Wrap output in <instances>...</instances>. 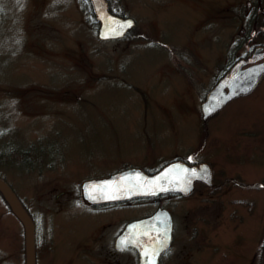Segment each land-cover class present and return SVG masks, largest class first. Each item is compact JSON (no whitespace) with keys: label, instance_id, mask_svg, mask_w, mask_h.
<instances>
[{"label":"rangeland","instance_id":"1","mask_svg":"<svg viewBox=\"0 0 264 264\" xmlns=\"http://www.w3.org/2000/svg\"><path fill=\"white\" fill-rule=\"evenodd\" d=\"M108 2L136 20L121 39L98 37L93 0H0V174L34 218L36 264H115L117 232L162 206L176 227L161 264H263L264 76L206 124L201 110L263 1ZM175 159L210 163L222 185L98 213L84 203L86 180ZM117 258L140 264L135 250ZM0 264H26L1 194Z\"/></svg>","mask_w":264,"mask_h":264},{"label":"water","instance_id":"2","mask_svg":"<svg viewBox=\"0 0 264 264\" xmlns=\"http://www.w3.org/2000/svg\"><path fill=\"white\" fill-rule=\"evenodd\" d=\"M93 1L96 18L100 23L98 29L100 39L121 38L136 25L133 17L111 12L108 0ZM129 21L131 26L122 27ZM112 29L115 31H111ZM263 74L264 48L259 47L251 56L236 63L208 93L201 106L204 121L233 99L250 93ZM213 178V169L209 163L189 164L177 159L154 173L147 172L141 167H132L107 177L87 180L83 184V196L91 203H103L171 192L188 195L194 191L197 181L214 186ZM0 192L24 225L26 264H36L33 219L16 192L1 176ZM172 231V214L169 209L160 207L151 215L130 222L118 236L116 246L119 249L137 248L140 252V264H159L160 256L170 246Z\"/></svg>","mask_w":264,"mask_h":264},{"label":"flooded vegetation","instance_id":"3","mask_svg":"<svg viewBox=\"0 0 264 264\" xmlns=\"http://www.w3.org/2000/svg\"><path fill=\"white\" fill-rule=\"evenodd\" d=\"M262 1H263V6L256 9V10H258L257 13H252V12L248 13L254 22L250 23L249 27H247L248 25L245 27V25L240 24L239 25L240 27L237 28V31L235 30V33L232 35V38L227 42L226 47L229 48V52H230V55H229L228 60H227V64L224 67H222V69H220L219 73L215 77V81L213 82L212 86L208 89V91H210L217 84V82L221 79V77H223L241 59H245V58L249 57L259 47L264 48V0H262ZM261 15H263V17H261ZM183 160L190 163V164H199L201 162H204V161H200L197 159H193V160L183 159ZM111 174H113V173H111ZM103 177H106V176H103ZM215 184H216L215 186H210V187L218 188L220 185H222V183H217V182ZM198 185L209 186L202 181H198V182H196L195 190L198 187ZM169 195H177L180 197L188 196V195H184L182 193H168V194L162 195V197H166ZM158 197H161V196L151 197L149 199L154 200V199H157ZM130 201H122V202L121 201H109V202H103V203H91L87 200H84V203L92 210V212L98 213L101 210H104L106 208H108V209L115 208L116 206H119L122 203L130 202ZM165 208L169 209L168 207H165ZM146 216H149V215H146ZM146 216H141V217H137L134 219H130L129 221H127L125 223L123 228L117 232V235L115 236V240H114L115 249L112 248L110 250L111 256L115 259V264H119V258L116 259V256L119 255L120 253H128V252H131L132 250H135V251H137V253H139V250L135 247H128L126 249H119L116 246V240H117L118 236L124 231V229L126 228V226L130 222H132L136 219L146 217ZM172 217H173L172 240H171L169 248L166 249L162 253V255L159 259V264H161V262H162V257L165 254H167L170 250H172L173 245L175 243L174 232H175V227H176V223H175L176 221L174 219L173 214H172ZM115 223H116V221L110 222V223H108V225L105 228H107V227L110 228L111 226L115 225ZM98 237L101 238L102 236L100 235Z\"/></svg>","mask_w":264,"mask_h":264},{"label":"trees","instance_id":"4","mask_svg":"<svg viewBox=\"0 0 264 264\" xmlns=\"http://www.w3.org/2000/svg\"><path fill=\"white\" fill-rule=\"evenodd\" d=\"M110 9H111L112 12H114V13H116V14H119V15H125L124 12H122V11L115 10L114 8H110ZM94 15H95V14H94ZM95 18H96V17H95ZM96 21H97V20H96ZM27 151H30V150H21L20 152L26 153ZM11 159L16 160L14 154H13V155H9V156L7 157V160H8V161L11 160ZM3 160H5V158H3V159L0 158V161H3ZM0 176H1V174H0ZM0 194H1V192H0ZM1 195H2V194H1ZM10 209H11V208H10Z\"/></svg>","mask_w":264,"mask_h":264},{"label":"snow or ice","instance_id":"5","mask_svg":"<svg viewBox=\"0 0 264 264\" xmlns=\"http://www.w3.org/2000/svg\"><path fill=\"white\" fill-rule=\"evenodd\" d=\"M125 26H131V22L129 21L127 25H122V27H125ZM111 31H113V32H114V31H115V29H112ZM122 243H123V241H122ZM146 254H147V253H146Z\"/></svg>","mask_w":264,"mask_h":264}]
</instances>
